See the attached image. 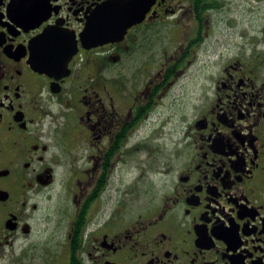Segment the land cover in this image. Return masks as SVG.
Wrapping results in <instances>:
<instances>
[{"label": "flooded vegetation", "instance_id": "obj_1", "mask_svg": "<svg viewBox=\"0 0 264 264\" xmlns=\"http://www.w3.org/2000/svg\"><path fill=\"white\" fill-rule=\"evenodd\" d=\"M234 1L0 0V264H44L61 228L55 264H264V0L223 23ZM161 24L179 49L129 78ZM198 53L202 98L139 174Z\"/></svg>", "mask_w": 264, "mask_h": 264}, {"label": "rangeland", "instance_id": "obj_2", "mask_svg": "<svg viewBox=\"0 0 264 264\" xmlns=\"http://www.w3.org/2000/svg\"><path fill=\"white\" fill-rule=\"evenodd\" d=\"M234 4L237 17L227 15L225 12L227 10L226 9L223 11L224 16L221 17L223 23L233 17L235 19L234 24H238L239 19L243 14L246 13L244 4L240 3L238 0H235ZM219 26L220 29L215 30L213 39L218 38L222 35L224 26L222 24ZM212 27L215 28L217 26L214 23ZM155 29L156 31L153 32L152 35H150L149 39L152 40V42H154L157 46H146L142 48L141 62L139 60H136V66L127 69V71L125 72L129 78H137V76L147 78L145 74H147L148 76L155 75L157 73L156 71H158V69L161 68V66L164 64L163 62H165V60L172 56L173 51L178 48L180 44L179 39L177 38V36L179 35V31H176V29L173 28L172 25H156ZM219 31H221V34H219ZM195 60L196 61H193L192 66L190 65V67L187 69L186 74L181 76L177 83L170 88L166 95L163 96L162 103L154 114L155 121H159L160 117L162 118V116L164 118L165 132L163 136L165 137H161V139L156 142H151V145L148 148H142V146H140V149L137 148L135 151L137 159L136 170L139 174L142 172V170L151 171L152 164H155L158 158L157 156L164 152L168 153V150L171 148L170 144L172 143V140L176 139L177 137L176 134L178 133L179 127L178 123L182 120V112L185 109H192L191 112H193L194 106L197 104L193 103L194 100L197 101L202 98L203 71L201 70L202 64L201 59H199V53ZM198 107L200 108L201 104H198ZM160 125L161 122H155L153 124V127L157 128ZM126 167L124 168L125 170ZM141 186L142 185H140V190L143 187ZM153 193L154 191L149 190L142 195L139 201L141 207L149 203L148 196H153ZM58 232L59 233L55 235L56 237L52 236V238L47 243L50 245L48 247L50 251L47 255V258H45L44 264H55V262L58 261L59 254H54H56V252L59 250V247H57L56 245L64 239V231L61 228ZM38 238V235L34 237L35 240H38Z\"/></svg>", "mask_w": 264, "mask_h": 264}, {"label": "water", "instance_id": "obj_3", "mask_svg": "<svg viewBox=\"0 0 264 264\" xmlns=\"http://www.w3.org/2000/svg\"><path fill=\"white\" fill-rule=\"evenodd\" d=\"M111 33L108 34V37H105V39H109L111 37V34L113 33V31L109 30Z\"/></svg>", "mask_w": 264, "mask_h": 264}]
</instances>
